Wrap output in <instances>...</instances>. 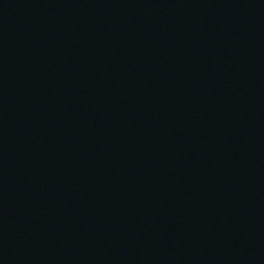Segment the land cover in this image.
Wrapping results in <instances>:
<instances>
[{"label":"water","instance_id":"obj_1","mask_svg":"<svg viewBox=\"0 0 264 264\" xmlns=\"http://www.w3.org/2000/svg\"><path fill=\"white\" fill-rule=\"evenodd\" d=\"M0 264H264V0H0Z\"/></svg>","mask_w":264,"mask_h":264}]
</instances>
